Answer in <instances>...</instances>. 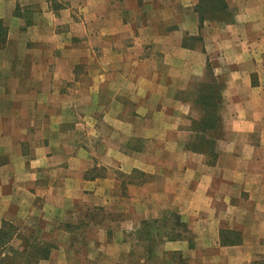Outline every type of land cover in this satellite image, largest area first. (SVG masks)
<instances>
[{"label":"crops","instance_id":"0c3cea01","mask_svg":"<svg viewBox=\"0 0 264 264\" xmlns=\"http://www.w3.org/2000/svg\"><path fill=\"white\" fill-rule=\"evenodd\" d=\"M215 5L0 0V226L47 213L38 264H127L124 232L171 212L194 238L159 234L134 264H264V0ZM76 201L122 214L82 253Z\"/></svg>","mask_w":264,"mask_h":264},{"label":"trees","instance_id":"16d2710c","mask_svg":"<svg viewBox=\"0 0 264 264\" xmlns=\"http://www.w3.org/2000/svg\"><path fill=\"white\" fill-rule=\"evenodd\" d=\"M210 1H213L217 8L222 7V0ZM6 35L7 28L3 25L2 21H0V42L3 43L5 41ZM205 97V95H201L198 100L199 103L214 107L215 95L213 94L211 96V101H209L211 97H208V100L205 99ZM218 97L220 98V94ZM202 116L203 117L196 121L195 125L198 131H201V133L205 132L206 129L212 128V126H214L216 123V119L213 114L211 116L207 113ZM194 148L199 147L196 145ZM169 220H172V222L168 224ZM81 224L82 223L76 224L74 225L75 227H72L70 224H66L64 226L70 230L73 228H78V226ZM142 225L146 227H152L153 230L151 231H154V233L151 234L150 230H144L145 227L142 228V233L145 235V237L136 239L135 243L133 244L134 248L130 253V257H132L130 262H132V264H134L135 260L136 262L141 260H150L153 253L155 252V247L158 241V238H155L156 236L161 234L165 237H168L169 239H176L181 237V234L175 232L174 228L180 226L185 228L184 222L175 212H171L163 224L155 220L152 221V223L149 221H143ZM161 228L164 230H161ZM184 230L186 231V228ZM28 231L29 232H27V234H23L24 232H21L20 228L16 225L7 221L2 222L0 226V264H38L40 261L46 260L50 257L52 251L57 247L56 243L38 236L34 230ZM139 247L141 250L140 252L138 251Z\"/></svg>","mask_w":264,"mask_h":264},{"label":"rangeland","instance_id":"374dc122","mask_svg":"<svg viewBox=\"0 0 264 264\" xmlns=\"http://www.w3.org/2000/svg\"><path fill=\"white\" fill-rule=\"evenodd\" d=\"M219 76H225L224 73L219 74ZM220 85V84H219ZM221 86V85H220ZM219 86V87H220ZM220 122L223 124V118L222 114L220 115ZM221 124V125H222ZM141 146V145H138ZM49 202L43 200L40 202V206H42V209L45 210L49 208L50 204ZM68 219L66 220V223L62 224V229L66 230L67 228L64 226L65 224H70L72 227H75L74 225L84 223L78 226V228H73L70 230H66L68 233H70L71 243L69 245H72L73 249H76V251H80L82 253L84 249V245H87V239L85 238H95L98 234L99 229H105L108 238L113 237L114 230L118 229L117 226L119 225V221L122 218V214L118 213V211L115 209L114 206H106V205H93V203H83L82 201H76L74 202V205L70 206ZM87 208V209H86ZM74 214V215H73ZM73 215V216H72ZM84 215H87V218H84ZM66 216V217H67ZM52 218L50 219V216L47 213H44L43 215H34V218L30 221V223L16 225L20 228L21 232H24L23 234H27L29 232L28 230H34L36 234L48 241H52L56 243L55 235L53 232V227L51 225ZM172 220L168 221V224L171 223ZM152 223V221H151ZM160 225V224H158ZM156 226V224H155ZM143 227H145L144 230H150L151 234L154 233L151 230L152 227H146L141 224L139 228H137V231H125L124 233V239H127L128 243H130V252L133 251V244L135 243V240L138 238H144L145 235L143 232ZM186 228V231L184 230ZM184 227H176L174 228L175 232L184 234L186 238H194L195 234L190 230V228L185 225ZM24 229V230H23ZM160 229V228H158ZM161 230H164L161 228ZM170 230V229H168ZM74 238V240H73ZM139 252L140 247H139ZM134 257V256H133ZM132 257H129V261L127 264L130 263ZM134 260V259H133ZM134 262V261H133Z\"/></svg>","mask_w":264,"mask_h":264}]
</instances>
